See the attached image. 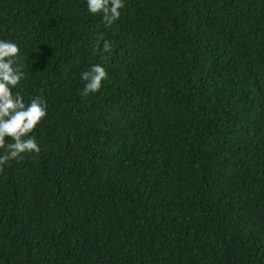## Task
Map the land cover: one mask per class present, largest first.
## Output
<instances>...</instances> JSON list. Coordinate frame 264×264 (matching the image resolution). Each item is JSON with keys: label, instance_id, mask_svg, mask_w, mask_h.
Segmentation results:
<instances>
[{"label": "trees", "instance_id": "1", "mask_svg": "<svg viewBox=\"0 0 264 264\" xmlns=\"http://www.w3.org/2000/svg\"><path fill=\"white\" fill-rule=\"evenodd\" d=\"M123 4L0 0L13 92L47 105L0 171V264H264V0Z\"/></svg>", "mask_w": 264, "mask_h": 264}, {"label": "clouds", "instance_id": "2", "mask_svg": "<svg viewBox=\"0 0 264 264\" xmlns=\"http://www.w3.org/2000/svg\"><path fill=\"white\" fill-rule=\"evenodd\" d=\"M123 0H87V9L93 15H100L106 27H111L121 17ZM101 41H103L101 45ZM93 52L110 53L112 42L103 36L94 41ZM20 49L14 42L0 40V171L13 160H22L25 154H39L40 145L30 135L47 117V105L39 97L29 103L24 97L13 92L25 73L16 66ZM108 72L101 64L92 65L81 74L84 81L83 95L99 92ZM6 137L11 142L6 143Z\"/></svg>", "mask_w": 264, "mask_h": 264}]
</instances>
